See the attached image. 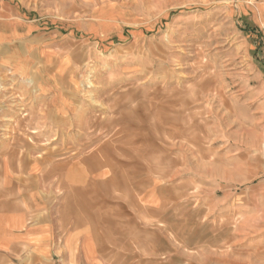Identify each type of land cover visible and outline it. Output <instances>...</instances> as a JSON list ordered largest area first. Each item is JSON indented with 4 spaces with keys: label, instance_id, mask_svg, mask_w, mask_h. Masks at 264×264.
Wrapping results in <instances>:
<instances>
[{
    "label": "rangeland",
    "instance_id": "rangeland-1",
    "mask_svg": "<svg viewBox=\"0 0 264 264\" xmlns=\"http://www.w3.org/2000/svg\"><path fill=\"white\" fill-rule=\"evenodd\" d=\"M0 6L71 37L74 115L61 133L31 131L29 101L0 70V138L35 147L74 251L99 264H264V0Z\"/></svg>",
    "mask_w": 264,
    "mask_h": 264
},
{
    "label": "crops",
    "instance_id": "crops-1",
    "mask_svg": "<svg viewBox=\"0 0 264 264\" xmlns=\"http://www.w3.org/2000/svg\"><path fill=\"white\" fill-rule=\"evenodd\" d=\"M68 40L61 26L52 29L14 6H0V70L12 73L16 92L29 101L25 107L33 132L61 133L67 117L74 115L64 90L65 72L72 67ZM36 76V90L27 89ZM6 142L0 138V264H99L93 253L73 250V236L67 239L55 231L35 147Z\"/></svg>",
    "mask_w": 264,
    "mask_h": 264
},
{
    "label": "bare ground",
    "instance_id": "bare-ground-1",
    "mask_svg": "<svg viewBox=\"0 0 264 264\" xmlns=\"http://www.w3.org/2000/svg\"><path fill=\"white\" fill-rule=\"evenodd\" d=\"M71 162V161H70ZM69 163V162H68Z\"/></svg>",
    "mask_w": 264,
    "mask_h": 264
}]
</instances>
